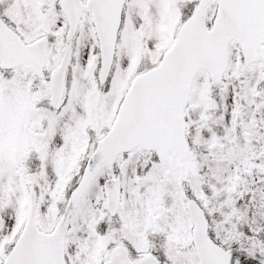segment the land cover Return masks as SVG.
<instances>
[{
  "label": "snow or ice",
  "instance_id": "1",
  "mask_svg": "<svg viewBox=\"0 0 264 264\" xmlns=\"http://www.w3.org/2000/svg\"><path fill=\"white\" fill-rule=\"evenodd\" d=\"M0 264H264V0H0Z\"/></svg>",
  "mask_w": 264,
  "mask_h": 264
}]
</instances>
